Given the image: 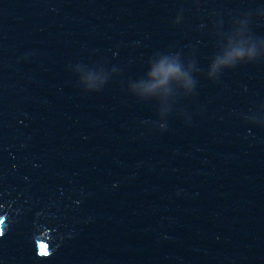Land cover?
I'll use <instances>...</instances> for the list:
<instances>
[{
	"label": "water",
	"instance_id": "obj_1",
	"mask_svg": "<svg viewBox=\"0 0 264 264\" xmlns=\"http://www.w3.org/2000/svg\"><path fill=\"white\" fill-rule=\"evenodd\" d=\"M0 219V264H264V0H0Z\"/></svg>",
	"mask_w": 264,
	"mask_h": 264
},
{
	"label": "clouds",
	"instance_id": "obj_2",
	"mask_svg": "<svg viewBox=\"0 0 264 264\" xmlns=\"http://www.w3.org/2000/svg\"><path fill=\"white\" fill-rule=\"evenodd\" d=\"M179 72V69L177 67L174 66H169L167 68H161L158 71V74H160L163 79H167L168 76L176 74ZM163 79L161 80V83L163 82Z\"/></svg>",
	"mask_w": 264,
	"mask_h": 264
},
{
	"label": "snow or ice",
	"instance_id": "obj_3",
	"mask_svg": "<svg viewBox=\"0 0 264 264\" xmlns=\"http://www.w3.org/2000/svg\"><path fill=\"white\" fill-rule=\"evenodd\" d=\"M2 223H3V220L0 219V224H2ZM39 251H40V254H42V255H45V256L49 255V251L47 250L46 246H44V245H40Z\"/></svg>",
	"mask_w": 264,
	"mask_h": 264
}]
</instances>
